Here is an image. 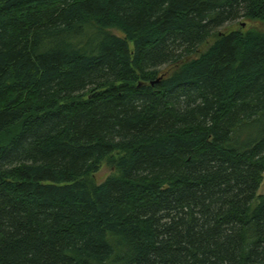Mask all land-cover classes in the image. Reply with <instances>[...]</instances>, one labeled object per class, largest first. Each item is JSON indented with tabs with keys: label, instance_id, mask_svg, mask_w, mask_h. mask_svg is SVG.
Listing matches in <instances>:
<instances>
[{
	"label": "trees",
	"instance_id": "16d2710c",
	"mask_svg": "<svg viewBox=\"0 0 264 264\" xmlns=\"http://www.w3.org/2000/svg\"><path fill=\"white\" fill-rule=\"evenodd\" d=\"M240 19L264 0H0V264H264V31L220 32Z\"/></svg>",
	"mask_w": 264,
	"mask_h": 264
},
{
	"label": "rangeland",
	"instance_id": "374dc122",
	"mask_svg": "<svg viewBox=\"0 0 264 264\" xmlns=\"http://www.w3.org/2000/svg\"><path fill=\"white\" fill-rule=\"evenodd\" d=\"M250 28H258L262 31H264V22L259 20H245L240 19L237 22L230 23L225 25L223 28L220 29L221 33H229L231 31L240 30L241 32L245 33ZM111 33L123 37V34L121 31H119L116 28H112L109 30ZM217 40V35L210 37L197 51L196 55L200 56L201 53L205 52L215 41ZM130 46L132 47V43H130ZM115 157H118L119 154H115ZM112 175H119L118 170L114 168V166L111 164L110 159L104 160L102 165L100 166L99 170L91 177L94 183L99 184L103 182L106 178ZM264 195V178L262 180V183L257 191L256 196ZM258 200L255 199L253 202V205L257 204Z\"/></svg>",
	"mask_w": 264,
	"mask_h": 264
},
{
	"label": "water",
	"instance_id": "95a60500",
	"mask_svg": "<svg viewBox=\"0 0 264 264\" xmlns=\"http://www.w3.org/2000/svg\"><path fill=\"white\" fill-rule=\"evenodd\" d=\"M160 78H158L156 81H158ZM154 82H152V84H153Z\"/></svg>",
	"mask_w": 264,
	"mask_h": 264
}]
</instances>
